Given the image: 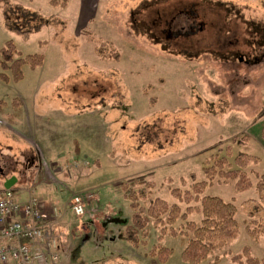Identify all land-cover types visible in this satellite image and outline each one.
Here are the masks:
<instances>
[{"label": "rangeland", "instance_id": "374dc122", "mask_svg": "<svg viewBox=\"0 0 264 264\" xmlns=\"http://www.w3.org/2000/svg\"><path fill=\"white\" fill-rule=\"evenodd\" d=\"M11 1L52 23L24 37L0 9V50L13 41L23 56L45 57L42 67L25 68L23 81L0 80V189L12 177L18 194L23 185L34 195L38 183H57L58 264H189L181 237H161L153 220L137 246L130 242L134 212L121 185L149 193L139 201L145 208L157 198L175 204L172 189H188L191 175L206 180L214 156L237 169L240 152L260 158L244 168L252 189L239 193L216 177L205 192L233 202L241 225L215 254L232 264L231 254L249 246L261 259L264 236L247 229L264 217V0H70L66 8ZM194 22L205 30L185 33ZM170 28L184 33L165 48ZM102 42L119 51L118 62L97 56ZM75 196L86 204L81 218L71 211ZM160 247L172 249L166 262L151 254Z\"/></svg>", "mask_w": 264, "mask_h": 264}, {"label": "trees", "instance_id": "16d2710c", "mask_svg": "<svg viewBox=\"0 0 264 264\" xmlns=\"http://www.w3.org/2000/svg\"><path fill=\"white\" fill-rule=\"evenodd\" d=\"M69 2L70 0H51L50 4L54 7L66 8ZM0 9L3 12L7 28L24 37L39 33L52 23L51 19L44 17L37 10L13 3L11 0H0ZM170 25L172 24L168 26ZM190 26L192 28L185 33L199 35V32L205 30L202 25L204 30L197 28L196 22ZM190 26L188 25V27ZM160 31L157 33L158 37L161 35ZM177 33L184 32L179 31ZM177 33L172 32V29L162 31L166 41L165 48L170 47L172 43L176 44ZM96 54L106 61L118 62L120 60L119 51L111 43L102 42L97 45ZM44 61V55L39 53L23 56L14 42L8 41L0 50V66L4 71L0 74V80L5 83H19L25 78L26 67L32 70L37 69L44 65ZM247 140L248 138L241 141L240 144ZM216 148L217 145L208 150L211 151ZM213 158L216 159V162L213 165L206 164L203 169L206 180L198 181L195 176L191 175L193 184L188 189L175 188L171 190L172 197L178 202L175 204H169L157 198L150 200L149 206L145 208L139 201L149 198V193L145 190L137 193L127 184L121 185L123 196L125 200L131 203V209L134 212L132 225L127 228V236L130 242L137 246L139 244L138 234L143 232L146 235V227L150 220H153L154 226L161 233V237L166 235L175 238L181 237L185 246L182 258L186 263L200 264L210 257H213V264L221 263V257L215 253L239 237L241 225L237 220L238 209L233 202H227L218 196L206 195L205 192L208 187L213 185L216 177L226 183H234L235 190L239 193L252 189V180L244 168L248 164L258 165L260 158L246 152H240L234 160L238 166L237 169L232 167L225 158L217 156ZM146 186L154 188L155 184L148 183ZM183 206L186 208L184 209ZM193 215L201 216L202 219L199 224L189 220ZM179 221L183 225L176 228ZM247 231L255 239L264 236V217L258 222H252ZM155 253L160 262H166L172 253V249L160 247L158 251H152L151 254L155 255ZM230 260L232 264H264V256L261 259L255 257L249 246L244 247L240 253L231 254Z\"/></svg>", "mask_w": 264, "mask_h": 264}, {"label": "built area", "instance_id": "2783aa9c", "mask_svg": "<svg viewBox=\"0 0 264 264\" xmlns=\"http://www.w3.org/2000/svg\"><path fill=\"white\" fill-rule=\"evenodd\" d=\"M71 211L86 214L83 198H73ZM57 219V210L50 217L39 198L23 201L14 189H0V264H58Z\"/></svg>", "mask_w": 264, "mask_h": 264}, {"label": "crops", "instance_id": "0c3cea01", "mask_svg": "<svg viewBox=\"0 0 264 264\" xmlns=\"http://www.w3.org/2000/svg\"><path fill=\"white\" fill-rule=\"evenodd\" d=\"M23 107H24V104L23 105H20L19 108L22 109ZM10 116H12V113H11ZM14 118H16V117H14ZM262 119L263 120L260 123V125H263V126L260 128L259 135H263L264 136V118H262ZM0 122H4V120L3 119H0ZM5 122L7 123V121H5ZM10 122H13L14 123L16 121L13 120V121H10ZM78 144H79V147H82V146H80L81 143H78ZM79 149H82V148H79ZM49 177H51V178L53 177V175L50 172H49ZM56 184L57 183H55V181L54 182L49 181V182H47L45 184L38 183L37 186H36V188L34 189V192H35L34 195L33 194H30L29 191H28V189H27V186H24L23 185V187H22V189H23L22 193L21 194H18V192H16L17 193V197L20 198L23 201L26 200V198H29L30 196H34L36 198H39L44 203L45 210H47V206L50 209V211L48 212V214L51 217L52 216L53 209L54 208H57L58 206L61 205V200L60 199H57V195H53V194L50 193V192H52L51 186L56 185ZM2 187H4V186H2ZM39 190H42V192H40Z\"/></svg>", "mask_w": 264, "mask_h": 264}, {"label": "water", "instance_id": "95a60500", "mask_svg": "<svg viewBox=\"0 0 264 264\" xmlns=\"http://www.w3.org/2000/svg\"><path fill=\"white\" fill-rule=\"evenodd\" d=\"M16 181V178L12 177L9 181L4 182L3 186L6 189H10L16 183Z\"/></svg>", "mask_w": 264, "mask_h": 264}, {"label": "flooded vegetation", "instance_id": "af4514ba", "mask_svg": "<svg viewBox=\"0 0 264 264\" xmlns=\"http://www.w3.org/2000/svg\"><path fill=\"white\" fill-rule=\"evenodd\" d=\"M1 170V169H0ZM11 179V178H10ZM10 179H5V181L4 182H6V181H9Z\"/></svg>", "mask_w": 264, "mask_h": 264}]
</instances>
